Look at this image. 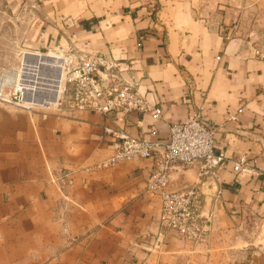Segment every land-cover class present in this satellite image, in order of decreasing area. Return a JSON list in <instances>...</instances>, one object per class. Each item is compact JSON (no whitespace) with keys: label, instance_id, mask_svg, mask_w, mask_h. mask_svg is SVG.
Listing matches in <instances>:
<instances>
[{"label":"crops","instance_id":"0c3cea01","mask_svg":"<svg viewBox=\"0 0 264 264\" xmlns=\"http://www.w3.org/2000/svg\"><path fill=\"white\" fill-rule=\"evenodd\" d=\"M201 5L0 0V37L21 36L25 50L74 46L118 63L121 78L161 113L0 105V264H264L263 174L226 163L211 187L197 165L170 170L169 190L199 187L211 220L208 237L195 243L159 228L160 200L146 189L154 159L96 168L113 152L105 127L165 138L198 113L216 128L215 151L264 169V0L211 14ZM10 53L0 69L17 66L18 51ZM55 173L68 181L50 183Z\"/></svg>","mask_w":264,"mask_h":264},{"label":"built area","instance_id":"2783aa9c","mask_svg":"<svg viewBox=\"0 0 264 264\" xmlns=\"http://www.w3.org/2000/svg\"><path fill=\"white\" fill-rule=\"evenodd\" d=\"M236 27L234 24L233 29ZM8 72L14 73L12 79ZM0 105L28 113L69 107L105 117L113 111L150 113L155 119L161 116L157 107L150 106L133 85L121 78L118 63L93 58L74 46L23 52L16 69L0 73ZM226 117L227 121H236L234 112H227ZM215 131V126L207 124L198 113L169 126L165 138L155 131L131 136L121 128L105 127L104 133L114 139L113 152L96 168L136 158L154 159L146 189L160 200V230L200 243L209 235L211 220L201 212L199 187L169 190L170 170L175 165H197L199 178L215 180L217 169L229 163L235 173L264 175V169L253 166L245 155L228 157L215 151ZM67 181L65 174L50 176V183L58 186Z\"/></svg>","mask_w":264,"mask_h":264},{"label":"rangeland","instance_id":"374dc122","mask_svg":"<svg viewBox=\"0 0 264 264\" xmlns=\"http://www.w3.org/2000/svg\"><path fill=\"white\" fill-rule=\"evenodd\" d=\"M201 1V7L202 11L206 13H218V12H224V9H231L237 0H200ZM15 26H13L14 28ZM22 37L18 36L17 34H14L13 36L7 33L4 36L0 37V60L4 62L6 58H8L10 51H18V63L17 66L14 68L16 69L19 65L21 55L23 52H28V51H35L33 49H27L25 50L24 48L26 47L23 45ZM45 50H41V52H44ZM4 66V65H3ZM14 69H0V73L3 71H8V70H14Z\"/></svg>","mask_w":264,"mask_h":264},{"label":"water","instance_id":"95a60500","mask_svg":"<svg viewBox=\"0 0 264 264\" xmlns=\"http://www.w3.org/2000/svg\"><path fill=\"white\" fill-rule=\"evenodd\" d=\"M203 184L212 187V186H215L216 182H215V180H214L213 178L208 177V178H206V180L203 182Z\"/></svg>","mask_w":264,"mask_h":264},{"label":"bare ground","instance_id":"6f19581e","mask_svg":"<svg viewBox=\"0 0 264 264\" xmlns=\"http://www.w3.org/2000/svg\"><path fill=\"white\" fill-rule=\"evenodd\" d=\"M29 58H33V57H27V59H29ZM42 60V59H41ZM7 76L9 77V78H13V76H14V73L13 72H8V74H7Z\"/></svg>","mask_w":264,"mask_h":264}]
</instances>
